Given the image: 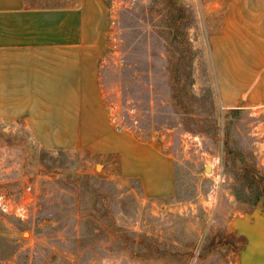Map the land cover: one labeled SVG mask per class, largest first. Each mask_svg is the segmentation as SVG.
Returning a JSON list of instances; mask_svg holds the SVG:
<instances>
[{"label":"rangeland","instance_id":"1","mask_svg":"<svg viewBox=\"0 0 264 264\" xmlns=\"http://www.w3.org/2000/svg\"><path fill=\"white\" fill-rule=\"evenodd\" d=\"M167 1L77 0L45 18L44 42L0 46V192L26 211H0V264H244L241 224L264 214V0H177L209 120L198 133L162 77L171 50L152 40ZM154 148L180 194L174 180L148 195L140 177L144 196L127 198L126 171ZM73 173L105 192L93 213Z\"/></svg>","mask_w":264,"mask_h":264},{"label":"trees","instance_id":"2","mask_svg":"<svg viewBox=\"0 0 264 264\" xmlns=\"http://www.w3.org/2000/svg\"><path fill=\"white\" fill-rule=\"evenodd\" d=\"M25 7L27 9H47V8H66V7H73L77 4V0H24ZM181 11V5L177 2V0H169L165 3L163 7H161V10L159 12H163L161 15V22L154 23V26H157L162 31V34H156L152 35L153 44H156L157 42L163 41L162 45H165V48H167V52H170L171 50V58L174 61H171L168 66L165 67V71L162 74V77L164 79H168L169 84L172 88V98L174 99L177 112L181 114L183 117V121H187L190 123L197 124L198 129H194L192 126L188 125V128L190 131L194 133H198L203 131L207 122L209 120H202L200 119V111L198 109H195L197 105H199V97L193 92V86L195 84V77L193 75L192 69L188 64V42H191L192 38L188 37V35L184 32L182 25L183 21H179V18L183 19L184 15L180 14ZM173 49V51H172ZM152 54H157V52L154 50L151 52ZM134 71V70H133ZM140 72V71H139ZM142 72V71H141ZM143 74V73H142ZM158 76V75H157ZM156 72H153L150 70V68L147 67V78L150 80L151 78H154L156 80L157 78ZM211 113L209 114L212 118L211 123L212 124V130L216 131V125H215V105L214 102L211 101ZM120 125V124H118ZM122 127V125H121ZM157 127L154 128L153 132H157ZM154 135L149 134V139H151ZM46 150L47 153H51L53 151H58L61 154L64 153V149H53V148H43ZM109 156V154H107ZM180 169L176 168L174 173V180H175V190L180 194V190L182 189L183 182H180ZM73 179H81V183L84 187V195L88 196L89 201H92V207L90 208L91 213H93V210H96V205L100 203L98 197L105 198V192L102 191L100 188H96L92 181L90 180L93 175L91 174H78L73 173L70 175ZM125 179L131 180V181H137L138 182V190L136 189H130L129 194L127 195V198H131L136 200V193L144 196V190L142 186V180L138 176H124ZM154 198V197H149ZM89 208V207H87ZM129 214L130 212L134 213V209H128ZM127 209H122V211H128ZM2 239L4 237H1ZM7 242V239L4 238Z\"/></svg>","mask_w":264,"mask_h":264},{"label":"crops","instance_id":"3","mask_svg":"<svg viewBox=\"0 0 264 264\" xmlns=\"http://www.w3.org/2000/svg\"><path fill=\"white\" fill-rule=\"evenodd\" d=\"M69 8L71 7L27 9L24 0H0V46L23 47L44 42L45 37L50 35V33L46 35L44 32L45 18L49 15L63 14L60 12ZM51 30L53 36L54 28ZM108 137L111 138L112 136L109 135ZM129 141L128 138H119L115 145L120 146L125 142L129 144ZM98 145L91 144L87 148H97ZM102 145L103 143L100 146ZM142 148L144 149V147ZM152 150L147 154V158L136 159L135 173L129 170L126 173L141 177L145 193L148 195H172L174 190V159L171 154L162 152L157 148Z\"/></svg>","mask_w":264,"mask_h":264},{"label":"water","instance_id":"4","mask_svg":"<svg viewBox=\"0 0 264 264\" xmlns=\"http://www.w3.org/2000/svg\"><path fill=\"white\" fill-rule=\"evenodd\" d=\"M100 164L97 165L100 168ZM206 170H210L207 166ZM253 222L244 221L241 229L248 239L247 250L244 253V264H264V214L255 211Z\"/></svg>","mask_w":264,"mask_h":264},{"label":"built area","instance_id":"5","mask_svg":"<svg viewBox=\"0 0 264 264\" xmlns=\"http://www.w3.org/2000/svg\"><path fill=\"white\" fill-rule=\"evenodd\" d=\"M0 211L20 218L26 217L24 206L15 203L6 194L0 192Z\"/></svg>","mask_w":264,"mask_h":264}]
</instances>
